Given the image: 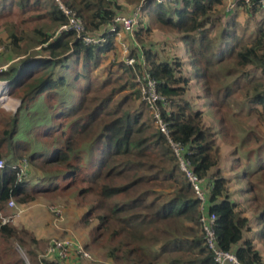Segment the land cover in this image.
Listing matches in <instances>:
<instances>
[{
    "label": "trees",
    "instance_id": "trees-1",
    "mask_svg": "<svg viewBox=\"0 0 264 264\" xmlns=\"http://www.w3.org/2000/svg\"><path fill=\"white\" fill-rule=\"evenodd\" d=\"M61 1L98 44H85L74 30L59 33L69 19L57 0H0V30L7 33V43L0 39V45L25 57L0 75L9 81L10 96L21 102L14 114L0 112L1 209L11 199L29 205L38 196L71 192L86 208L80 221L90 228L85 248L104 249L107 264H217L201 224L205 205L216 216L220 249L234 252L242 263L264 264L256 245L264 244V19L249 35L235 16L223 23V0ZM260 1L250 0L251 7L240 2L236 12L264 13ZM143 2L148 25L141 21L135 30L137 45L129 54L136 63L129 66L115 58L123 31L116 19ZM154 27L181 36L199 99L210 102L216 129L188 98L192 78L184 74L182 59H165L145 41ZM143 61L169 100L161 113L170 138L185 148L190 169L204 181V205L143 101L137 82ZM70 82L75 98L68 105L62 93ZM43 97L53 111L51 123L20 135L21 127L30 126L24 117ZM218 137L235 147L232 171L258 215L256 232L232 200L229 179L220 170ZM245 150L253 171L239 156ZM23 159L37 173L35 183L19 181L12 169ZM247 232L253 235L246 238ZM15 243L36 258L50 240L0 221V264H26Z\"/></svg>",
    "mask_w": 264,
    "mask_h": 264
},
{
    "label": "rangeland",
    "instance_id": "rangeland-1",
    "mask_svg": "<svg viewBox=\"0 0 264 264\" xmlns=\"http://www.w3.org/2000/svg\"><path fill=\"white\" fill-rule=\"evenodd\" d=\"M119 3H123V0H117ZM144 3V2H143ZM138 5H131L129 7L130 11L125 12V14H131L134 9L136 7H138ZM231 13V12H230ZM124 15V14H121ZM142 17L144 20H142ZM141 17V21H144V24L148 25V18L142 14ZM246 26V25H245ZM251 31H254L256 29L255 24L251 25L250 27ZM6 38H7V33L5 29H1L0 30V39L1 41H5L6 42ZM129 39H133V41H135L134 38V34L133 36L128 35V34H123V41L128 43ZM3 41V42H4ZM145 41H147L148 44H152V46L157 49L158 51H160L163 55V57L165 59H169L172 60L173 58H178V59H182L183 62V69H184V74L189 77L192 78L193 77V68L191 66V63L189 61V57L191 56V53H187V47L184 45V43L181 41V36L174 34L173 32L171 33H164V31L158 29L157 27H154V31H152L150 38H145ZM4 44V43H3ZM126 44V43H124ZM135 45V46H134ZM137 44H131L130 47H128V49H130L131 47H136ZM120 47V46H119ZM121 49V48H120ZM131 50V49H130ZM37 52H40V47L36 48ZM119 51V49H118ZM16 54V53H15ZM14 53H8L5 51V47L4 45H0V68H4V67H8V69H10L15 62H17L19 59H24V55L23 56H17ZM115 56V55H114ZM114 56H110L109 58ZM39 58H41L39 56ZM115 58H119V60L123 61V57H120V51L117 53ZM114 58V59H115ZM31 60V59H30ZM29 60V61H30ZM112 60V58H111ZM105 65V63H104ZM105 66H103L104 68ZM193 87V92L197 91V87L195 82H192ZM73 87L74 84L72 82L69 83L68 87H66V90L62 93V97L65 99V102H69L68 105L72 104V101L75 98V93L73 92ZM192 89V87H191ZM190 89V91H191ZM194 97V96H193ZM196 97V96H195ZM12 100H14V102H19L17 104H15V109L12 111H6L4 108H0V112H4L6 114H14L16 112H18L21 104H20V100L12 97ZM11 100V101H12ZM59 104V100L57 102L53 103V107L54 106H58ZM198 104V102H195V107L198 109H201L204 111L206 117H207V122L212 124V122L216 123L213 115L208 112V103H206L207 105L203 106V104L201 105L199 103V106L196 105ZM51 105H48L47 101H45V98H39L31 107V113L32 115H26L24 117V119H26V124L27 121L30 124L29 128H25V127H21V133L20 135H25L27 136L28 134L31 133V130L33 128H35V126L38 125H46V124H50L51 123V113H53V111L50 109ZM218 125L214 126V128L216 129ZM218 141H219V146L221 148L222 154L225 152V155L220 163V170L223 172L224 176L226 178L229 179V188L231 190L232 193V200L234 202H236L239 207H238V211L241 212L243 214L244 217H247L250 222H251V226L253 229V232H256L257 229V214L253 213V209L250 208L249 204H246V198L245 196H243L240 193V190L243 189V185L238 183V179H236V173L234 171H232V167L234 164V160H235V156L232 155V153L230 154V150L231 148H234L233 153L235 151V147L234 146H230L229 144L225 143L223 140H221L220 137H218ZM247 150L241 152L239 154V156L241 155V157H243V160L245 162V166L249 167L250 171H253L252 166H250L248 159H247ZM31 171L32 173L30 174V176L26 179L29 181H32L35 183V181H37V173L34 171V169L31 166ZM250 173V172H249ZM254 182H256V180L253 178L252 179ZM243 182V181H242ZM33 183V184H34ZM37 201H35V203L29 204L28 208L32 209L36 204H41L42 208L39 212V217H38V221H48L46 220L47 218H50L49 224L47 226V230L45 229L46 233H49L50 236L49 238H46L48 240H52V239H60V238H73L75 240H77L76 236H79V233L77 231H79L80 229H82V226L80 224V222L78 223L75 218H73L70 215V206L72 207L73 210H79L81 207L79 203L77 202L75 195L73 193H68V194H59V195H52V196H38ZM17 204L18 202L16 200H14ZM45 205V207L43 206ZM52 207H58L59 209H61V220H57V216L52 213L51 208ZM85 210L86 208L83 207ZM38 210V209H36ZM15 211L14 210H9L6 211V214H13ZM42 212H46L43 216H42ZM47 214V215H46ZM75 232V233H74ZM251 235H253V233H246L245 237L248 238ZM78 241V240H77ZM6 248V247H4ZM14 248L17 250L19 256L25 260V262L27 263V260H29L30 264H37L39 263V259L41 257V255L44 253V251H37V257L36 258H31L26 250L25 247L21 246L19 243H15L14 244ZM257 248L261 251V253L264 256V244L262 242H258L257 243ZM90 253L93 256V261H82L83 263H88V264H105L107 263V260L104 257L105 251L104 249H100L97 248L93 251H90Z\"/></svg>",
    "mask_w": 264,
    "mask_h": 264
},
{
    "label": "built area",
    "instance_id": "built-area-1",
    "mask_svg": "<svg viewBox=\"0 0 264 264\" xmlns=\"http://www.w3.org/2000/svg\"><path fill=\"white\" fill-rule=\"evenodd\" d=\"M61 6V9L69 19V23L64 25L60 32L64 31H76L80 37H82L85 44H98L101 40L94 35L86 32L83 21L79 18L78 14L68 8H66L61 0H57ZM178 0H156L159 4H174ZM240 2H243L247 6L251 7L250 0H232L227 5L228 12H235L238 9ZM145 3V2H144ZM142 3L134 9L131 14L120 15L116 19V23L119 24L122 30L130 35H133L137 26L139 25L142 17ZM260 7L264 11V0L260 1ZM127 49V48H125ZM125 62L129 66H133L136 61L134 58L127 57ZM8 67L0 68V74L7 71ZM137 82L140 85L143 101L151 108L154 113V117L157 121V125L161 132L169 136V129L167 123L164 121L161 108L169 104V100L166 96L162 95L158 91V82L155 80L148 70L146 62H142V72L137 77ZM9 82L0 81V108H4L6 111H12L15 109L14 102L8 95ZM12 100V101H11ZM21 104V103H20ZM169 142L180 160L182 170L187 174V177L193 184L195 191L199 199L204 203L206 202V195L204 191V181L199 179L190 169V163L184 158L185 148L180 144L173 141L169 136ZM5 167V162L0 160V169ZM12 169L16 171L19 181H23L29 177L30 163L27 159L21 160L19 163L14 164ZM7 209H18L16 202L11 199L8 203ZM0 207V218L3 224L13 223L16 217L23 213V210L18 209V212L14 215H5V211ZM52 213L57 216V220H61V209L58 207L51 208ZM203 215L201 216V224L203 227L205 241L208 248L213 252L214 259L217 264H245L239 261L238 257L234 252H227L220 249L218 244V237L215 228V215H208L205 211V205L202 207ZM72 256H76L78 259L83 261H93L92 254L85 249V247L77 240L67 237L60 239H52L50 245L46 251L41 255L39 264H67ZM255 264V263H253Z\"/></svg>",
    "mask_w": 264,
    "mask_h": 264
},
{
    "label": "crops",
    "instance_id": "crops-1",
    "mask_svg": "<svg viewBox=\"0 0 264 264\" xmlns=\"http://www.w3.org/2000/svg\"><path fill=\"white\" fill-rule=\"evenodd\" d=\"M230 1H232V0H223L224 4L222 6H220V10L222 12L221 13V19H222L223 23L228 21L231 17L235 16L237 18V20L241 23L243 31L247 32L249 35L254 33L257 30L258 23H260L264 19V13L262 12V13H259V14H256V15H249L246 12V10H239L237 12L235 11V12L230 13V12L227 11V5H228V3ZM252 24L253 25L255 24V27H256V29L254 31H251L250 28H249ZM123 34H126V33H122L118 37L117 53L120 51V57L121 58L123 57V61H124L125 58L128 56L127 52L125 51V48L128 49V47H130L132 43L135 44V42L133 41V39H129L128 43L123 41ZM124 43H126V44H124ZM118 49H119V51H118ZM130 49L127 50L128 53L130 52ZM187 53H189V52H187ZM189 61H190V57H189ZM192 75H194V72H193ZM193 81L196 84L197 91L193 92V87L194 86H192L191 91H189V94H188L189 97L188 98L192 101L194 106H195V102H198V104H196L198 106H199V103L201 105L203 104V106L207 105L206 103H208L209 104L208 105V112L211 113L210 102L207 101V100H204V99H199V96L202 93L201 92V88H200V85L197 83V80L192 77V82ZM204 115H205V113H204ZM204 117H205V122L207 123V125L212 126V127L216 126L215 122L214 123L212 122V124L207 122L206 115ZM229 150H230V154L232 153V155H234L233 151H232V150H234V148H231ZM224 155H225V152L222 154V156L224 157ZM43 206L45 207V205H43ZM20 208H22L23 213L20 216L16 217L15 221L12 224L13 225L25 226V227L29 228L31 231H33L36 234V236L38 238H43V239L44 238L45 239L49 238L50 234L46 233L45 229L47 230V226L49 224L50 218L46 219L48 221H44V222L43 221H38L39 220L38 219L39 212H40V210L42 208V205L38 203L32 209H29L28 205H20ZM36 209H38V210H36ZM45 213L42 212V216ZM85 213H86V210L83 207H81L79 210H73L72 207L70 206V215L73 218H75V220L78 223L81 221V219H82V217L84 216ZM89 229L90 228H85V227L82 226V229L77 231L79 233V236H76V238L83 245H86L87 242H88ZM256 245H257V243H256ZM67 264H88V263H85V262L83 263L77 257H73V258H71L68 261ZM105 264H107V263H105ZM108 264H110V263H108Z\"/></svg>",
    "mask_w": 264,
    "mask_h": 264
},
{
    "label": "clouds",
    "instance_id": "clouds-1",
    "mask_svg": "<svg viewBox=\"0 0 264 264\" xmlns=\"http://www.w3.org/2000/svg\"><path fill=\"white\" fill-rule=\"evenodd\" d=\"M141 22V21H140ZM122 33H126V32H124V31H122L120 34H119V36L122 34ZM135 33V32H134ZM126 34H128V33H126ZM128 35H130V34H128ZM131 36H133V35H131ZM128 49H125V51L127 52V57H130V54L128 53V51H127ZM126 57V58H127ZM125 58V59H126ZM124 62H125V60H124ZM126 63V62H125ZM127 64V63H126ZM128 65V64H127ZM9 70V69H8ZM7 70V71H8ZM4 72H6V71H4ZM2 74V73H1ZM0 74V75H1ZM0 81H2V82H9V81H3V80H0ZM10 89V88H9ZM8 95L10 96V94H9V91H8ZM10 98H11V96H10ZM12 99V98H11ZM21 103V102H20ZM30 174H31V164H30V172H29V176H30ZM26 180V179H25ZM24 181V180H23ZM13 200H15V199H13ZM9 203V202H8ZM17 204V203H16ZM7 206H8V204H7ZM6 206V207H7ZM17 206H18V209H20V210H22V208H20V205L19 204H17ZM6 207L3 209V210H6ZM18 209H12V210H14L15 212L13 213V214H6L5 213V215L7 216V215H14V214H16L17 212H18ZM9 210H11V209H7L6 211H9ZM5 211V212H6ZM0 221H1V223H2V220H1V218H0ZM3 224V223H2ZM7 224H9V223H7ZM7 224H3V225H7ZM51 242V241H50ZM83 245V244H82ZM84 247H85V245H83ZM86 249V248H85ZM87 250V249H86ZM88 251V250H87ZM27 260V263L26 264H30V262H29V260L28 259H26ZM80 260V259H79ZM91 262V261H90Z\"/></svg>",
    "mask_w": 264,
    "mask_h": 264
}]
</instances>
